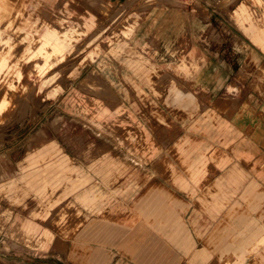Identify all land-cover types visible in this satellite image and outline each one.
<instances>
[{
  "label": "rangeland",
  "instance_id": "rangeland-1",
  "mask_svg": "<svg viewBox=\"0 0 264 264\" xmlns=\"http://www.w3.org/2000/svg\"><path fill=\"white\" fill-rule=\"evenodd\" d=\"M59 1L38 7L28 0L26 8L22 0H0V264H232L247 254L264 230V133H256L264 125V50L241 34L236 9L245 3L264 18L262 7L254 0H103L100 8ZM160 11L166 20L177 14V22L157 45L143 48L137 41L156 36L149 18ZM88 14L95 24L87 32L76 25ZM50 27L63 42L60 50L42 46ZM209 36L217 45L206 52L219 76L186 61L194 53L183 38L195 44ZM248 53L259 62L251 73ZM93 70L100 78L89 86ZM173 85L194 92L198 108L173 113L164 102ZM204 85L214 92H200ZM246 114V124L237 119ZM225 132L231 141L220 140ZM210 134L216 142H206ZM43 139L57 145L51 160L67 156L88 177L54 202L26 194L24 180ZM224 155L226 164L247 168L250 181L259 178L253 197L238 190L231 200L209 202L212 192L223 193L214 176ZM180 166L209 167L194 205L171 206L179 209V232L192 236L189 250L141 212L151 209L143 201L158 197V188L181 196L175 182L174 188L162 182ZM107 171L114 176L103 181ZM92 185L105 196L84 204L77 195ZM208 206L216 208L213 221L204 219ZM194 208L201 221L193 220ZM30 228L36 234L26 243Z\"/></svg>",
  "mask_w": 264,
  "mask_h": 264
},
{
  "label": "crops",
  "instance_id": "crops-1",
  "mask_svg": "<svg viewBox=\"0 0 264 264\" xmlns=\"http://www.w3.org/2000/svg\"><path fill=\"white\" fill-rule=\"evenodd\" d=\"M28 0H22L21 3L24 4V6L27 7V2ZM35 1V0H32ZM257 4H259L262 9L264 10V0H254ZM42 2V0H36L37 6ZM91 6L100 8L101 5H103V0H86ZM22 4V5H23ZM59 4H62V0L59 1ZM163 14V11L158 12L157 14L152 15L153 17H150V22L154 24V26L157 29L156 36H153L150 38L149 41L143 42V39H138L137 44L140 45L143 48H148L151 45H157L160 41V35L164 33L166 28L169 26V23H172L174 20L176 23L177 22V14H173L172 19L166 20L161 18V15ZM236 20L239 23V26L242 28L244 33L241 31V34L245 36L246 38H251L253 43L257 46H259L261 49L264 50V18L263 16L254 11L253 9L249 8L247 4L242 3L238 9H236ZM95 24V19L91 15H87L84 18H79V21L77 23V27L82 28L83 30H86L87 32L93 27ZM128 30V37L127 39H130L135 32V25L131 24L126 28ZM203 32V31H202ZM138 35V34H136ZM135 35V38L137 36ZM249 36V37H248ZM143 37V36H142ZM201 38V37H200ZM159 40V41H158ZM210 36L207 40L205 41H196L194 44L192 42V38L190 39H185L183 38V44L185 46H190L193 47L192 52L194 54H189L187 55L186 61L190 62L192 61L194 63V67L197 66L199 71L202 70V73H212L211 71L215 70L216 75L219 76L221 73V69L218 67H215L214 63V58L211 55V53H207L206 49H210L211 45H217V43H214L215 41H210ZM222 42H226L227 40L224 39ZM54 43V48L56 50H60L63 42L61 41V38L58 36V33L55 28H49L48 31L44 35V43L42 46L53 44ZM135 46V45H134ZM210 47V48H208ZM40 51L42 52V47L40 48ZM210 52V50H209ZM225 54V53H223ZM225 56V55H223ZM247 58V63L249 68L246 70L247 73H251L256 67L259 65L258 60L256 59L257 57L255 56L254 53H248L246 56ZM245 58V59H246ZM177 61V60H176ZM197 68V67H196ZM201 69V70H200ZM262 70V77H264V64L260 67ZM100 78L99 74L97 71L93 70L90 71L87 75V85L93 86L96 83V79ZM226 79V78H224ZM221 81V79L219 78ZM221 83H217V87L214 86L215 88H219L222 85H219ZM214 87H210L207 85H204L202 87H199V91L203 93H210L214 92ZM213 88V89H212ZM213 90V91H212ZM164 102L173 111L175 114H180L186 112H191L194 111L198 108V101L196 99V96L194 92H184L182 91L179 87L177 86H171L168 93L164 97ZM183 111V112H182ZM166 116V114H164ZM250 115L246 114L244 118H237L244 124L249 120ZM232 125L237 126V124H234L232 122ZM243 125V124H242ZM248 126V124H247ZM256 133L263 134L264 133V125L261 123L258 125L256 128ZM47 136L45 135V138ZM210 138L206 140V142H216L217 139H214L212 134L209 135ZM147 140V139H146ZM224 142L231 141V135L227 132H225L223 139ZM42 143L41 147L32 155V159L30 161L29 166L31 167L30 172L28 173V176L24 180L26 183V194H30L31 192L35 193L34 200L41 198L44 201L47 202H54L55 197L58 196L57 198H61L62 195L67 193L69 190H73L85 181H88V177L84 176V173L82 171H79L76 165H74L72 162H70L69 158L67 156L61 157V158H56L54 160H51V158L56 157L58 153V148L57 145L54 144L53 142L47 143L46 139L41 140ZM259 143V142H258ZM200 148V147H199ZM198 150V149H197ZM190 151V150H188ZM183 152V151H182ZM185 152V151H184ZM184 156V153H182ZM222 158L224 160L227 158V155H224ZM230 159L228 160V162ZM227 160H225L224 165L218 166L219 169L215 170L216 172L218 171L217 176L215 177V184L218 185L217 189L223 191V193H219L220 195H217V192H212V195L210 194L208 199H210L211 202L217 201V198H223L224 202L228 198L231 200L233 196H235V191L239 190L241 194L244 192V197L246 198H251L256 194V190H259V178L256 177V181L252 180L250 181V172L247 168H244L242 165L238 166H231L226 164ZM32 163V164H31ZM75 168L77 170L76 174L68 173V169H73ZM209 167H201V166H186V167H172L171 171H167V174H174L175 177H168L162 182L164 185L169 187L168 185H171L170 182H175L177 191L180 192L179 197L175 198L174 194L170 193L168 190L166 191L165 188H158V197H153V198H144V204L146 206H151V209L147 211L148 207L141 211L144 215H151L154 217L153 221L158 224L157 227L161 229H166L167 233L174 239H178L180 246L181 247H187L189 250L192 246H194V242L192 241V236L186 234V233H181V230L179 232V228L177 227V222L180 221L178 216L179 209L175 210L174 208H171L172 205H183V206H188L186 205V202L190 203V207L194 205L195 201L200 193L198 190L200 189L201 181H203L207 176H208V171ZM259 173L263 174V171L261 172L258 171ZM32 175V176H29ZM101 178L103 181L111 180L112 176L114 174L111 171H107L105 173H102ZM250 183H254L252 187H249ZM257 183V184H256ZM173 188L175 186H172ZM60 190L59 195H55L57 191ZM101 188V186H100ZM97 188L92 185L90 188L80 192L77 197L81 201L84 202V204H87L89 202H94L95 200H98L99 198L102 199L105 196L104 191L100 190L97 191ZM215 189V190H217ZM183 193V194H182ZM186 193V194H184ZM188 193L192 194V197L188 198ZM207 197V196H206ZM205 200V199H204ZM214 205V204H211ZM38 207H35L37 209ZM192 212V215H194L193 220L194 221H201V218L199 217L200 212L197 213ZM216 208L214 206H208L205 210V215L206 217L204 218L207 221H213L214 218L213 216L216 215ZM179 225V224H178ZM184 230V227H182ZM36 232L33 229H29L25 232H23L22 235V240L26 243H31L32 239L35 237ZM213 233L212 235H214ZM213 240V239H211ZM147 242V240L145 241ZM147 244V243H145ZM43 245V244H41ZM248 247L247 254H242L239 255L238 259L232 264H264V230L263 232L259 235V237L256 238L254 242H251V244ZM262 248L263 250L261 251L260 254L257 255L258 249ZM178 251L174 250V253H177ZM256 253L254 256L253 261L247 262V255ZM207 253V250H202L196 253L194 256L195 258L197 257H204V254Z\"/></svg>",
  "mask_w": 264,
  "mask_h": 264
}]
</instances>
